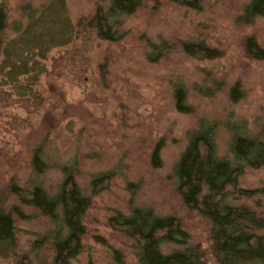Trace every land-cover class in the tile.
Returning a JSON list of instances; mask_svg holds the SVG:
<instances>
[{"label":"rangeland","instance_id":"374dc122","mask_svg":"<svg viewBox=\"0 0 264 264\" xmlns=\"http://www.w3.org/2000/svg\"><path fill=\"white\" fill-rule=\"evenodd\" d=\"M249 2L203 0L196 11L144 0L125 20L122 39L111 43L88 27L110 0H0L7 14L0 49V209L17 206L27 217H15L16 240L0 246V264L53 263L55 225L22 206L10 189L17 185L28 194L42 184L55 194L68 172L91 198L84 249L70 264H139L134 242L108 225L116 212L129 215L133 207L178 218L206 264H217L211 225L184 205L174 171L203 123L214 126L217 154L231 162L236 135L264 141V18L244 24ZM31 19L37 20L35 29L23 48L19 41ZM250 40L262 58L248 53ZM188 42L205 43L220 56H190L182 47ZM163 43L168 48L160 52ZM40 46L43 60L36 51ZM13 47L19 54L15 63L20 50L25 52L27 76H14L7 67V48ZM177 85L187 91L189 114L176 109ZM234 89L240 93L236 102ZM161 142L162 165L154 168L152 155ZM36 153L47 167L41 175L33 167ZM107 172L113 179L94 193L92 180ZM239 188H264V168H247ZM235 204L264 216L261 196ZM114 251L122 254L121 261Z\"/></svg>","mask_w":264,"mask_h":264},{"label":"trees","instance_id":"16d2710c","mask_svg":"<svg viewBox=\"0 0 264 264\" xmlns=\"http://www.w3.org/2000/svg\"><path fill=\"white\" fill-rule=\"evenodd\" d=\"M143 1L110 0L109 6H100L96 10L88 27L102 41L119 42L123 36L125 20L138 11ZM167 1L196 11L201 10L203 4V0ZM259 17L264 18V0H250L241 20L244 24H249ZM36 21L31 19L32 26L19 41L23 48L22 44H27V38L35 29ZM6 27V10L0 5V49ZM167 45L163 43L160 52L167 50ZM182 47L190 56H202L209 60L220 56L218 51L207 47L205 43L188 42ZM14 48H7L10 50L7 67L13 69L14 76H27L29 71L28 61H25L26 57L23 55L25 52L20 50L23 54L15 63L13 58L19 54ZM36 51L43 60V47L40 46ZM261 52L255 41L250 40L248 53L262 58L259 55ZM239 94L238 89L233 90L231 96L235 98V102ZM175 101L179 113L189 114L193 111L183 86L177 85L175 88ZM162 148L161 142L154 149V168H160L162 165ZM231 153L234 162L220 158L217 154L216 129L211 124H201L200 129L190 137L175 167L177 191L189 210L198 212L210 223L211 249L217 264H264V216L249 206L235 204L241 198H264V188H239L240 177L247 168H264V141L256 137L236 135L231 145ZM33 167L38 175L44 173L47 168L38 153L33 159ZM112 179V172L97 175L91 184L93 192L97 193L103 189ZM22 190L17 185H12L10 189L11 193L19 198L22 206L39 211L56 227L52 236L55 251L52 264H70L72 260L77 259L84 249V218L91 207V198L84 195L73 173H66L65 180L55 194H49L42 184H35L28 194ZM15 217L27 218L17 206L9 211L0 209V246H12L15 243ZM108 225L134 242L139 264H206L200 248L191 245L190 235L183 229L181 221L174 216H160L153 209L133 207L129 215L116 212L109 219ZM163 246H173L175 249L165 253ZM113 253L115 259L121 261L122 254L118 251Z\"/></svg>","mask_w":264,"mask_h":264}]
</instances>
